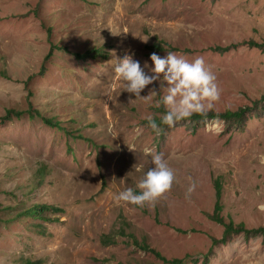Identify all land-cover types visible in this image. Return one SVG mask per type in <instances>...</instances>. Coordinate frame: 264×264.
Masks as SVG:
<instances>
[{
    "label": "rangeland",
    "instance_id": "1",
    "mask_svg": "<svg viewBox=\"0 0 264 264\" xmlns=\"http://www.w3.org/2000/svg\"><path fill=\"white\" fill-rule=\"evenodd\" d=\"M250 39L264 41V0H0V121L24 111L0 122V264L161 262L122 229L182 264H264V236L213 247L224 227L209 216L221 177L226 219L264 227V103L243 125L185 120L157 135L146 117L164 114L166 89L135 100L114 72L126 53L147 74L153 52L202 57L221 89L214 110H237L264 96V50ZM145 147L163 153L172 190L154 206L117 204L154 167ZM36 203L62 210L25 215Z\"/></svg>",
    "mask_w": 264,
    "mask_h": 264
},
{
    "label": "clouds",
    "instance_id": "2",
    "mask_svg": "<svg viewBox=\"0 0 264 264\" xmlns=\"http://www.w3.org/2000/svg\"><path fill=\"white\" fill-rule=\"evenodd\" d=\"M142 40L147 42L148 39ZM150 59L154 64L150 69L151 74H147L140 63L133 59V55L128 53L122 59H118L114 72L116 78L124 82V91L134 94L135 100L151 98L155 90L146 97H142L141 92L159 81L161 89H166V94L162 97V103L166 108L165 114L161 116L162 124L169 128L175 127L178 122L189 120L193 115L207 116L214 110L216 102L221 98V89L215 73L202 57L189 61L175 52L167 51L163 58L153 52ZM129 100L130 104L135 101L131 96ZM159 106L160 102H157V107ZM146 119L149 122L148 126L159 135L162 129L153 117L147 116ZM205 128L208 131L220 130L214 121H205ZM128 147L135 151L134 145ZM144 154L151 155L154 167L150 168L138 182L139 194L132 188H127L115 196L117 204L124 202L140 207L154 206L171 192L176 176L163 153H156L154 149L145 147ZM258 159L264 164V154ZM196 187L194 181L190 183L185 193L186 199L191 198ZM258 210L264 212V203L258 205Z\"/></svg>",
    "mask_w": 264,
    "mask_h": 264
},
{
    "label": "trees",
    "instance_id": "3",
    "mask_svg": "<svg viewBox=\"0 0 264 264\" xmlns=\"http://www.w3.org/2000/svg\"><path fill=\"white\" fill-rule=\"evenodd\" d=\"M250 46H256V47H260L261 49L264 50V41H258L256 39H250L248 41H246ZM155 48L158 50H163L165 48V46L160 43L157 42L154 44ZM220 49V48H218ZM229 49V47H223L221 50H227ZM100 52V51H97ZM86 54L88 55H92V53L89 51ZM264 103V96L260 99H257L255 101V105H245L240 107L237 110H233V109H228L225 112H220L218 113L215 110L210 111L207 116H200V115H193L189 120L192 121H196V122H200L202 120H206L207 118H222L226 121L238 124V125H243L245 124L249 114L254 110L257 109L261 106V104ZM159 110H161L164 114L166 112V108L164 105H161L159 107ZM16 113L17 115H22L24 114V111L21 109H9L8 110V114L6 116L3 117V121L0 122H4V120L6 119H11L13 114ZM46 122L53 125V126H57L59 128H63L62 123L60 121H57L53 118H48V117H44ZM155 122L157 123V125H162L165 126L164 124H162L161 122V116H157L154 118ZM79 138H84L82 135H79ZM44 172L45 170L48 171V168L44 167L43 168ZM222 178L219 177L216 179L215 181V190H216V202H215V206H214V210L212 213H209V216L214 219L215 221H217L218 223H221V225L224 227V233L221 239H217L214 238V236L212 237L213 240V247L219 245V244H224L227 243L231 238H233L236 235L242 234L244 233L246 236H251V235H262L264 236V227H259L257 229H249L244 223H240V224H236L234 221L232 220H227L226 217L223 215V210H224V203H223V182L221 180ZM62 209H60L59 207H57L56 205H51L48 203H36L35 205L29 207L26 210L25 215L27 216H32V217H44L46 216L47 212H51V211H60ZM124 234L127 235L128 237V241L130 243H133L139 247H141L142 249L146 250V251H150L152 252L158 259L161 260L160 263L158 262H147L144 264H165V263H173V264H182L183 263V258H173V259H169L167 258L164 254L161 253L160 250H158L155 247H152L148 241L146 240H140L136 234L134 233H127L125 229L121 230ZM105 242H111L114 243L116 240V238L114 236L111 235H105L104 236ZM212 253V251H211ZM208 257H206V263L208 262Z\"/></svg>",
    "mask_w": 264,
    "mask_h": 264
}]
</instances>
